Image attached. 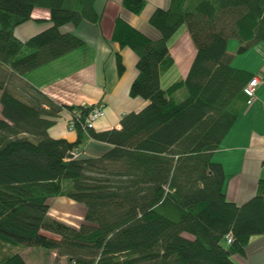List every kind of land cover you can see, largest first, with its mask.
I'll use <instances>...</instances> for the list:
<instances>
[{
  "label": "trees",
  "instance_id": "1",
  "mask_svg": "<svg viewBox=\"0 0 264 264\" xmlns=\"http://www.w3.org/2000/svg\"><path fill=\"white\" fill-rule=\"evenodd\" d=\"M97 1L0 0V248L39 245L66 264H246L233 255L264 235V176L237 203L212 153L248 103L255 73L232 64L228 40H238V53L264 42V0H168L148 16L156 37L117 14V72L125 68L120 48L132 49L129 94L146 103L103 129L87 125L96 102L60 103L25 77L85 43L77 30L100 21ZM145 3L122 0L136 14ZM35 9L50 24L19 38L18 24L41 18ZM183 25L195 51L186 73L165 85L175 63L169 41ZM63 108L75 140L49 132ZM84 130L106 148L82 154ZM59 196L81 206L77 224L51 214ZM0 264L27 262L13 250L0 251Z\"/></svg>",
  "mask_w": 264,
  "mask_h": 264
},
{
  "label": "crops",
  "instance_id": "2",
  "mask_svg": "<svg viewBox=\"0 0 264 264\" xmlns=\"http://www.w3.org/2000/svg\"><path fill=\"white\" fill-rule=\"evenodd\" d=\"M97 2L102 11L100 21L97 24L84 23L80 31L77 30L85 38V43L47 62L49 64L60 59V62L68 60V64L58 69L62 72H56L60 67L56 63V68L49 66L43 68L45 73L50 74L46 77L37 71L42 66L27 72L25 77L60 103L85 104L102 101L105 105L104 114L95 120L94 127L103 129L117 126L122 113L137 110L146 103L144 98L129 94L130 83L137 72L135 67L137 54L132 49L120 48L125 68L122 73L117 72L114 52L118 50V46L110 40L116 15L119 13L124 15L131 23L150 36L156 37L159 32L148 22V16L155 6H166L168 0H146L144 7L137 14L127 10L122 0ZM33 16L45 19H29L18 24L14 32L19 38L24 39L50 24L45 9H35ZM182 27L183 32L169 43L175 63L161 76L165 85L186 73L195 51L186 27L184 25ZM180 39H184L182 43H178ZM229 41L230 38L227 46ZM254 47L258 51V59L242 66L254 71V75L261 83L212 153V158L221 162L224 169L225 194L227 198L237 203L251 197L255 193L258 179L264 176V42L254 43L247 50ZM174 68H177L176 73L173 72ZM168 72L170 74L167 76ZM69 117L70 112L66 108L61 109L49 127L50 134L75 140L77 131L69 127ZM82 134L84 144L82 141L79 144L82 154L96 155L106 148L107 143L93 139L87 131L84 130ZM262 236L250 238L248 244L251 247V254H262L261 263L257 260L244 263L264 264V235Z\"/></svg>",
  "mask_w": 264,
  "mask_h": 264
},
{
  "label": "rangeland",
  "instance_id": "3",
  "mask_svg": "<svg viewBox=\"0 0 264 264\" xmlns=\"http://www.w3.org/2000/svg\"><path fill=\"white\" fill-rule=\"evenodd\" d=\"M183 32V27H181L176 34L173 36V38L169 41V43H172L173 39L177 36H179L181 33ZM185 37V36H184ZM184 39H180L178 41V43H182ZM232 42V43H230ZM176 44V42H175ZM238 45V40L235 39V37H231L230 41H229V45H228V49L230 52H232L234 54L233 59H232V64L234 65H247L251 62H254L258 59V51L257 49L251 48L249 50H245L241 53H238L236 51ZM65 58V57H62ZM60 60L57 61H52V63H49L46 65H40L42 67L38 68L37 71L40 72V75L46 77V75H50L45 73L43 70V68H48V66L50 68H56V63H58V65L60 66L59 68L56 69L57 73H61L62 71H59L58 69L62 68L63 65L68 64V60L62 61L60 62ZM51 64V65H50ZM44 66V67H43ZM180 70L182 69L181 67H179ZM176 70V71H175ZM173 72H177V68L173 69ZM170 74V72H168L167 76ZM166 76V77H167ZM165 80V79H164ZM260 80V79H259ZM164 83V81H162ZM261 83V81H260ZM96 105H100L101 107L104 108V104L102 101H97ZM95 105V106H96ZM69 122V120H68ZM69 125V124H68ZM70 127V125H69ZM82 144H84V141H82ZM81 206L79 204H77L76 202L72 201V200H67L64 199V197L60 198L57 197L54 201H53V205L52 208L50 209L51 214H55L57 216H59L60 218L73 223V224H77L79 222V220H81ZM260 236L262 235H253V238H260ZM251 237V239H252ZM263 237V236H262ZM3 249V250H2ZM13 250H17L20 252V254L24 257L25 261L27 262V264H66L67 260H66V256L65 255H61L58 254L57 252H55L52 249L43 247V246H39V245H24V244H17L16 246H9L6 245L3 248H0L1 252H9V251H13ZM246 251H248L247 255H243V256H238L239 254H235L233 255L235 258H239V261L241 262H246V263H250L253 262L255 260L259 261V263H261L260 258H261V253H254L251 254V247H249L248 249H246ZM236 258V259H237ZM259 258V259H258ZM249 261V262H248Z\"/></svg>",
  "mask_w": 264,
  "mask_h": 264
},
{
  "label": "built area",
  "instance_id": "4",
  "mask_svg": "<svg viewBox=\"0 0 264 264\" xmlns=\"http://www.w3.org/2000/svg\"><path fill=\"white\" fill-rule=\"evenodd\" d=\"M259 84H260V80H259V78H258L257 76L254 75V76H253L252 78H250V80L248 81V83H247V85H246V87H245V90H246L248 93L252 94V93L258 88ZM102 114H104V109H103V107H101L100 105H96V106H94V107L90 110V112H89V114H88V116H87V125L92 126L93 123H94V121H95L99 116H101ZM69 124H70V126L73 125L72 122H71V123L69 122ZM77 153H78L77 149H75V150L72 151V154H73V155H77ZM226 237H227V240H228V241L231 240V234H230V233H228V234L226 235Z\"/></svg>",
  "mask_w": 264,
  "mask_h": 264
}]
</instances>
